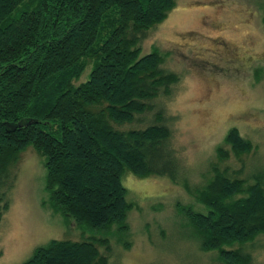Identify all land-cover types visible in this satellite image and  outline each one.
<instances>
[{"label":"trees","instance_id":"1","mask_svg":"<svg viewBox=\"0 0 264 264\" xmlns=\"http://www.w3.org/2000/svg\"><path fill=\"white\" fill-rule=\"evenodd\" d=\"M175 4L0 0V224L19 157L31 148L46 169L44 205L91 233L52 239L22 264L117 259L111 229L127 237L136 207L122 182L128 174L165 178L194 198L202 210H181L199 250L215 255L208 264H262L254 255L261 245L253 244L264 235V164L252 163L257 147L232 129L193 184L166 104L180 74L166 68L168 54L159 49L142 54Z\"/></svg>","mask_w":264,"mask_h":264},{"label":"rangeland","instance_id":"2","mask_svg":"<svg viewBox=\"0 0 264 264\" xmlns=\"http://www.w3.org/2000/svg\"><path fill=\"white\" fill-rule=\"evenodd\" d=\"M261 1L175 0L142 45V54L153 48L168 54L166 68L180 74L166 104L176 118L175 147L182 164L193 171V184L200 179L194 172L216 160L217 147H225L232 129L257 147L252 163L264 164ZM45 178L44 161L27 149L19 157L11 207L0 224V264H22L52 239L77 241L91 234L51 214L44 205L49 200ZM122 182L127 200L136 207L126 220L127 237L111 229L117 259L109 264H208L215 256L199 250L181 209L202 207L182 188L155 176L128 174ZM253 244L261 245L254 255L264 264V235H257Z\"/></svg>","mask_w":264,"mask_h":264}]
</instances>
